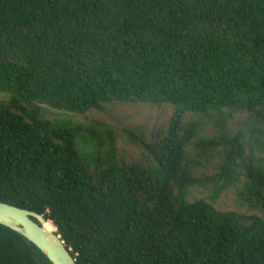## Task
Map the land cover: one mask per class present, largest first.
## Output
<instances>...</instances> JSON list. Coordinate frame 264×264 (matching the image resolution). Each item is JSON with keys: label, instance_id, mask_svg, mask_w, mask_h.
Listing matches in <instances>:
<instances>
[{"label": "trees", "instance_id": "16d2710c", "mask_svg": "<svg viewBox=\"0 0 264 264\" xmlns=\"http://www.w3.org/2000/svg\"><path fill=\"white\" fill-rule=\"evenodd\" d=\"M1 95L0 202L75 264H264V0H0ZM114 104L172 112L149 137L48 114ZM237 184L250 215L215 207ZM0 264L51 263L0 225Z\"/></svg>", "mask_w": 264, "mask_h": 264}, {"label": "rangeland", "instance_id": "374dc122", "mask_svg": "<svg viewBox=\"0 0 264 264\" xmlns=\"http://www.w3.org/2000/svg\"><path fill=\"white\" fill-rule=\"evenodd\" d=\"M0 100H6L5 96H0ZM172 109L168 105L152 106L146 104H130V105H109L103 111L93 110L85 115L75 116L61 111L49 110L48 114L53 119L70 118L74 121H84L85 119H96L103 121L120 133L122 130H133L144 134L146 137L164 127L171 115ZM244 119L243 115H237L230 122V128L233 132L241 129V121ZM211 132L210 127L206 129V135ZM120 157L128 162L135 161L138 158L140 151L128 144L124 137L117 140ZM204 163V161H203ZM209 167V166H206ZM240 187L237 184L235 188L228 189L222 193L215 207L221 211L237 212L252 214L247 210L246 206L242 204L236 197V189ZM208 191L202 188H195L191 192L192 199H202L208 196Z\"/></svg>", "mask_w": 264, "mask_h": 264}, {"label": "water", "instance_id": "95a60500", "mask_svg": "<svg viewBox=\"0 0 264 264\" xmlns=\"http://www.w3.org/2000/svg\"><path fill=\"white\" fill-rule=\"evenodd\" d=\"M0 225L32 243L51 264H75L62 241L49 230L42 216L0 202Z\"/></svg>", "mask_w": 264, "mask_h": 264}, {"label": "bare ground", "instance_id": "6f19581e", "mask_svg": "<svg viewBox=\"0 0 264 264\" xmlns=\"http://www.w3.org/2000/svg\"><path fill=\"white\" fill-rule=\"evenodd\" d=\"M47 227L49 228V226L47 225ZM49 230H50V228H49ZM51 231V230H50Z\"/></svg>", "mask_w": 264, "mask_h": 264}]
</instances>
